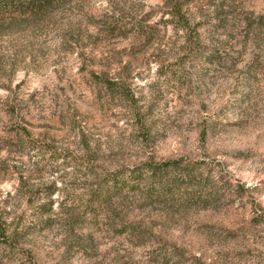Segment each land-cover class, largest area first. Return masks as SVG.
I'll return each instance as SVG.
<instances>
[{
  "label": "rangeland",
  "instance_id": "1",
  "mask_svg": "<svg viewBox=\"0 0 264 264\" xmlns=\"http://www.w3.org/2000/svg\"><path fill=\"white\" fill-rule=\"evenodd\" d=\"M0 213V264H264V0L2 24Z\"/></svg>",
  "mask_w": 264,
  "mask_h": 264
},
{
  "label": "trees",
  "instance_id": "2",
  "mask_svg": "<svg viewBox=\"0 0 264 264\" xmlns=\"http://www.w3.org/2000/svg\"><path fill=\"white\" fill-rule=\"evenodd\" d=\"M69 0H0V26L2 24H10L16 20L17 16H27L36 18L45 14ZM178 7V6H177ZM173 7L174 13L180 17V8ZM176 8V9H175ZM107 87H112L111 83H107ZM0 213V232L3 234L2 221Z\"/></svg>",
  "mask_w": 264,
  "mask_h": 264
}]
</instances>
